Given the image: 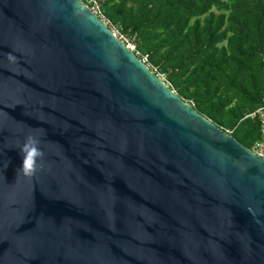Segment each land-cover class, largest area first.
<instances>
[{
    "label": "water",
    "instance_id": "95a60500",
    "mask_svg": "<svg viewBox=\"0 0 264 264\" xmlns=\"http://www.w3.org/2000/svg\"><path fill=\"white\" fill-rule=\"evenodd\" d=\"M0 264H264V157L84 0H0Z\"/></svg>",
    "mask_w": 264,
    "mask_h": 264
},
{
    "label": "trees",
    "instance_id": "16d2710c",
    "mask_svg": "<svg viewBox=\"0 0 264 264\" xmlns=\"http://www.w3.org/2000/svg\"><path fill=\"white\" fill-rule=\"evenodd\" d=\"M135 52L200 113L251 148L262 139L264 0H99Z\"/></svg>",
    "mask_w": 264,
    "mask_h": 264
},
{
    "label": "clouds",
    "instance_id": "9594fccd",
    "mask_svg": "<svg viewBox=\"0 0 264 264\" xmlns=\"http://www.w3.org/2000/svg\"><path fill=\"white\" fill-rule=\"evenodd\" d=\"M39 145L40 140L35 136L29 135L24 143L19 146L22 156V166L17 169L18 173L32 177L36 174L38 168L42 167L40 161L44 156V152Z\"/></svg>",
    "mask_w": 264,
    "mask_h": 264
},
{
    "label": "built area",
    "instance_id": "2783aa9c",
    "mask_svg": "<svg viewBox=\"0 0 264 264\" xmlns=\"http://www.w3.org/2000/svg\"><path fill=\"white\" fill-rule=\"evenodd\" d=\"M90 7L91 9H93L97 14H99L103 20H105L106 23H109V21L106 20L105 16L102 14L101 10H100V3L99 0H84ZM115 33L122 38L125 41V36L123 34H121L119 31H115ZM133 50H135V46H131L130 44H128ZM146 63H147V58L143 59ZM259 114L260 118L262 119V139L257 141L253 147H251V149L257 153L259 156L264 157V105L262 107H260L256 112H253L250 114V116L254 117L256 114Z\"/></svg>",
    "mask_w": 264,
    "mask_h": 264
},
{
    "label": "rangeland",
    "instance_id": "374dc122",
    "mask_svg": "<svg viewBox=\"0 0 264 264\" xmlns=\"http://www.w3.org/2000/svg\"><path fill=\"white\" fill-rule=\"evenodd\" d=\"M113 30L118 32V30H117L116 28H113ZM125 38H126V39H125V42H126L127 44H130L131 46H135V44H134V42L132 41L131 38H129V37H125Z\"/></svg>",
    "mask_w": 264,
    "mask_h": 264
}]
</instances>
